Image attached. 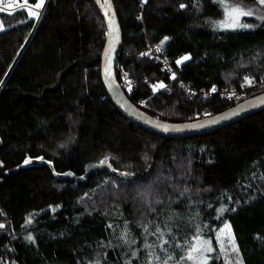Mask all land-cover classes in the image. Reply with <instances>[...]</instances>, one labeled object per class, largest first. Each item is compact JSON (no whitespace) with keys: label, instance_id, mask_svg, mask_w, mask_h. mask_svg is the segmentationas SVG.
Masks as SVG:
<instances>
[{"label":"trees","instance_id":"16d2710c","mask_svg":"<svg viewBox=\"0 0 264 264\" xmlns=\"http://www.w3.org/2000/svg\"><path fill=\"white\" fill-rule=\"evenodd\" d=\"M43 3L0 14V264H175L228 222L244 264H264V109L198 135L150 131L105 86L109 32L96 0ZM109 3L122 34L116 81L148 116L186 124L264 95L257 86L236 103L182 85L264 77V19L216 32L207 24L224 15L217 0ZM211 264L227 263L215 254Z\"/></svg>","mask_w":264,"mask_h":264},{"label":"water","instance_id":"95a60500","mask_svg":"<svg viewBox=\"0 0 264 264\" xmlns=\"http://www.w3.org/2000/svg\"><path fill=\"white\" fill-rule=\"evenodd\" d=\"M96 2L104 14L103 16L107 22V29L109 32V38L106 41V51L108 55L106 56L104 54L105 59L102 64L103 81L116 107H118V109L131 121L140 124L150 131L155 133L158 132V134L161 135L185 137L213 131L264 109V95H262L255 99L248 100V102H243L222 114L186 124H167L148 116L128 100L125 94H123L124 92L118 81H116L115 64L118 56L117 54L122 44L121 28L109 0H96ZM58 177L60 179H67V177L73 178L74 173L67 172L65 174H58Z\"/></svg>","mask_w":264,"mask_h":264},{"label":"rangeland","instance_id":"374dc122","mask_svg":"<svg viewBox=\"0 0 264 264\" xmlns=\"http://www.w3.org/2000/svg\"><path fill=\"white\" fill-rule=\"evenodd\" d=\"M217 2L223 8L224 15L221 19L209 20L207 24L210 29L216 32L254 29L259 22L264 19V4H261L260 0H257L255 4H241L234 2L233 0H217ZM44 5L45 3L41 4L40 7H33L28 3H16L15 0H10L8 2L2 0V2H0V7L4 8L3 12H13L17 9L26 7L41 13V7ZM233 9H239V12H233ZM241 12H251L252 15H241ZM1 13L2 12H0V14ZM186 60L187 59L183 58L181 59V62ZM28 161L30 162V160ZM29 164L30 163H25L24 165L27 166ZM32 220L33 219L31 218L30 221ZM0 225H3L0 229H4L6 224L0 222ZM233 233L232 224L228 222L215 233V240L211 237H198L196 242L188 248L185 257L180 261H176L175 264H211V260L215 254L221 255L227 264H244L243 257L237 247L238 245ZM193 246L200 251H192ZM208 247H210L212 251H206L205 249ZM189 253H191L193 259L187 258ZM2 264L12 263L4 262Z\"/></svg>","mask_w":264,"mask_h":264},{"label":"built area","instance_id":"2783aa9c","mask_svg":"<svg viewBox=\"0 0 264 264\" xmlns=\"http://www.w3.org/2000/svg\"><path fill=\"white\" fill-rule=\"evenodd\" d=\"M146 54H148L149 57L156 58L160 61L161 69L165 70L168 73L173 74L177 77V79L180 78L179 76V68L176 66L174 61L168 57H165L160 51H157V48L154 47L152 44H149L148 47L145 50ZM181 80V78H180ZM252 81V84L249 85L247 82ZM127 86H130L129 82L126 83ZM182 85L186 89L189 90V92L192 93H201L205 97H212V96H219L221 99H226L228 101L232 102H240L244 98L247 97L248 92L251 90V88L257 87V86H263L264 85V77L262 78H253L245 75L244 76V83L241 87H228V86H220V85H214L211 89L208 91H194L190 86H188L185 82H182ZM215 89V91H213ZM1 165V161H0ZM5 228V227H4Z\"/></svg>","mask_w":264,"mask_h":264},{"label":"snow or ice","instance_id":"6c2138e0","mask_svg":"<svg viewBox=\"0 0 264 264\" xmlns=\"http://www.w3.org/2000/svg\"><path fill=\"white\" fill-rule=\"evenodd\" d=\"M0 2H2V0H0ZM43 2H44V0H40V3L37 4L36 7H40V5L43 4ZM260 3H261V4H264V0H260ZM182 7H183V6H182ZM3 11H4V8H3V7H0V12H3ZM232 11H233V12H239V9H233ZM240 14H241V15H252L251 12H241ZM29 15H30V16H34V15H36V14H35V13H31V12H29ZM0 30H2V26H0ZM157 51H159V48L157 49ZM105 55H106V56L108 55L107 51H106ZM184 59H187V57H185ZM177 63L179 64L180 61H177ZM173 78H174V77H173ZM247 83H248L249 85H251V84H252V81H248ZM129 84H130V82H129ZM160 87H164V85L161 84ZM129 90H131V89L129 88ZM213 91H215V89H213ZM25 163L27 164V163H29V161L26 160ZM101 163L103 164V163H105V161H101ZM220 211L223 212L224 209H221ZM0 227H3V225H0ZM29 239H31V237H29ZM205 250H206V251H209V252L212 251V249H211L210 247H208V248L205 249ZM192 251H200V250L197 249L195 246H193V247H192ZM187 258H188V259H193L191 253H189V255H188Z\"/></svg>","mask_w":264,"mask_h":264}]
</instances>
